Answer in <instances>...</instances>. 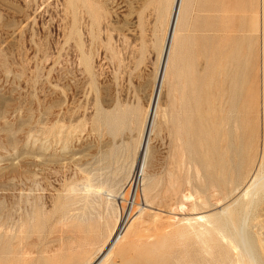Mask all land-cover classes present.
I'll use <instances>...</instances> for the list:
<instances>
[{"label": "rangeland", "instance_id": "374dc122", "mask_svg": "<svg viewBox=\"0 0 264 264\" xmlns=\"http://www.w3.org/2000/svg\"><path fill=\"white\" fill-rule=\"evenodd\" d=\"M171 3L0 0V264L98 262L133 188L99 264H232L195 218H223L264 162V0H186L138 180ZM263 192L245 222L257 264Z\"/></svg>", "mask_w": 264, "mask_h": 264}, {"label": "bare ground", "instance_id": "6f19581e", "mask_svg": "<svg viewBox=\"0 0 264 264\" xmlns=\"http://www.w3.org/2000/svg\"><path fill=\"white\" fill-rule=\"evenodd\" d=\"M182 9H183V0H172L171 3V8H170V12H169V16H168V20L167 21V25H166V29L164 32V37L163 35L161 37H163L162 39V44H161V49H160V54H159V65L157 67L156 73H155V78L154 81L152 83V90L151 94L147 100V105H146V112L145 117H144V123L141 129V132L139 133V141H138V150L140 151V156L138 157V159L136 158L135 162H134V173H133V177L135 176L136 179L139 180L141 174H142V170H143V165H144V159L146 158V152L148 149V139H149V135L151 133V129L154 123V119H155V115H156V110H157V106L158 103L160 102V98H161V93H162V87H163V82L165 79V74L167 72V67L169 64V60L171 59L170 56L172 54V52L174 51V49L177 47L178 44V30H179V22L180 19L182 17ZM161 42V41H160ZM264 71V70H263ZM168 73V72H167ZM264 112V111H263ZM221 114V113H220ZM238 115V114H237ZM208 116V115H207ZM220 116V115H219ZM225 116V115H224ZM213 117V116H212ZM218 117V115H217ZM222 119V118H221ZM220 119V120H221ZM224 119V118H223ZM208 121V120H207ZM222 121V120H221ZM213 122V120H212ZM219 123V122H218ZM217 124V123H216ZM215 124V125H216ZM224 125V124H223ZM237 125V124H236ZM205 126V125H204ZM209 126V125H208ZM219 126V125H218ZM234 126V125H233ZM213 126H210V128ZM208 128V129H210ZM215 128V126L213 127ZM217 128V127H216ZM220 128V127H219ZM205 129V128H204ZM226 129V127H225ZM264 129V127H263ZM214 131V130H213ZM216 131V130H215ZM200 132V131H199ZM219 132V131H218ZM236 133V131H234ZM264 133V132H263ZM262 133V135H263ZM237 135V134H236ZM219 136H220V132H219ZM262 138V136H261ZM264 141V139H263ZM261 144V143H260ZM259 146V145H258ZM261 148V147H260ZM263 148H264V143H263ZM260 150V149H259ZM137 151V152H139ZM264 151V150H263ZM136 152V153H137ZM264 154V153H263ZM264 156V155H263ZM259 157V156H258ZM262 157V156H260ZM204 159V158H203ZM263 159V158H262ZM261 160V159H260ZM259 162V160H257ZM235 163V162H234ZM261 163V162H260ZM209 165V164H208ZM257 165V164H256ZM207 166V165H206ZM209 167V166H208ZM246 168V167H245ZM252 168V166L250 167ZM211 169V168H210ZM256 169V168H255ZM206 170V169H205ZM252 170V169H250ZM249 170V172H251ZM244 170L242 169L241 173ZM254 172V171H253ZM240 173V172H239ZM244 173V172H243ZM208 174V173H206ZM214 174V173H211ZM210 174V175H211ZM247 174V173H246ZM215 175V174H214ZM243 175V174H242ZM216 176V175H215ZM214 176V177H215ZM208 177V176H207ZM210 178L212 176H209ZM233 177V176H232ZM226 178V177H225ZM238 178V177H237ZM230 179H234V178H230ZM203 180V179H202ZM134 181V180H133ZM215 181V180H213ZM217 181V180H216ZM201 180H198V183H200ZM218 182V181H217ZM235 182V181H234ZM132 183V181H131ZM201 184V183H200ZM199 184V185H200ZM204 184V183H203ZM131 185V184H130ZM134 185V184H133ZM213 185V184H212ZM220 188V185L217 184ZM229 185V184H228ZM135 186V185H134ZM203 185L201 184V187ZM210 186V185H209ZM226 186V185H225ZM230 186V185H229ZM243 186V184H242ZM131 187V186H130ZM215 187V186H214ZM214 187H212L214 189ZM223 187V186H222ZM237 187H239L237 185ZM133 188V187H132ZM218 188V189H219ZM138 189V188H137ZM226 189V188H225ZM234 189V188H233ZM88 190V189H87ZM209 190V189H208ZM214 190H217L214 189ZM228 190V189H227ZM226 190V191H227ZM241 191H239L238 194V198H236L234 205H237L236 207H233V205L231 206V204L226 205L222 211L221 214H223V218L221 217H217L216 215L214 216V214L205 216V215H198L195 218L196 223L197 222H202L198 224V236L199 234L201 236H203L202 238H205L206 240H212L216 243V241H223L225 244V252L227 255H232L233 259H231V263L232 264H257L258 260H256V255L254 254V250H253V245L251 246L252 243H250V237L248 238L247 233L246 232V227H245V222H246V218L248 219L247 216H249L248 214L250 213V210L253 208L254 203H256L257 199L259 198L257 197V194L259 192H263L264 190V162H262L260 164V167L256 169V171L254 172V174H252V176L250 177V179L248 180V182L242 187V189L240 188ZM130 191V190H129ZM138 191V190H137ZM221 191V189H220ZM100 192V191H99ZM209 193V192H208ZM207 193V194H208ZM215 193V192H214ZM223 193V192H222ZM234 193V192H233ZM264 193V192H263ZM206 194V193H205ZM213 194V193H212ZM216 194V193H215ZM220 194V192H219ZM131 195L133 196L134 200L132 203H129L128 208H127V212H128V216L126 218L125 213L121 214L120 219H118V223L116 226H114V230H112V232L110 233V237L108 238L107 243L105 244L104 247H102V249L99 250V254L101 255L100 259H98V262H93V263H87V264H99L103 258L108 255L107 253L112 250L109 247L111 245H114L115 241H117L118 237L120 236L119 234H121V232L123 231V229L125 228L128 220H129V215L131 214V210L135 201L136 197V190L133 188L131 190ZM201 196V194H200ZM203 196V195H202ZM215 196V195H214ZM212 196V197H214ZM217 196V194H216ZM215 196V197H216ZM223 196V195H222ZM237 196V194H236ZM210 197V198H212ZM219 197V196H218ZM228 198V197H227ZM233 198V197H232ZM203 199V198H202ZM214 199V198H213ZM206 200V199H205ZM225 200V199H224ZM229 200V199H228ZM200 202V200H199ZM198 202V204H199ZM208 205L209 203L207 201H205ZM223 202V201H222ZM259 202V201H258ZM137 203V201H136ZM202 204V203H201ZM227 204V203H226ZM257 204V203H256ZM204 205V204H203ZM218 205V204H217ZM225 205V204H224ZM216 206V205H215ZM193 207V205H192ZM196 208V207H195ZM253 211V210H252ZM217 213V212H216ZM215 213V214H216ZM196 214V213H195ZM194 214V215H195ZM208 214V213H207ZM206 214V215H207ZM219 214V213H218ZM197 215V214H196ZM213 215V216H212ZM251 216V214H250ZM194 217V216H193ZM131 218V217H130ZM192 218H189L188 220H190ZM193 221V220H191ZM185 222V221H183ZM182 223V222H181ZM179 223V224H181ZM186 223V222H185ZM192 223V222H191ZM189 222V224H191ZM187 224V223H186ZM195 224V223H193ZM182 225V224H181ZM180 226V225H179ZM192 226V224H191ZM184 227V226H183ZM182 227V229H183ZM189 227V226H187ZM197 227V226H196ZM172 228V227H171ZM195 228V226H194ZM192 228V229H194ZM181 229V230H182ZM191 229V228H189ZM195 230V229H194ZM167 231V230H166ZM183 231V230H182ZM185 231V230H184ZM192 231V230H191ZM188 232V230H187ZM196 232V230L194 231ZM184 233V232H183ZM191 233V232H190ZM188 233V234H190ZM160 234V233H158ZM162 234V233H161ZM166 234V233H165ZM178 234V233H176ZM194 234V233H193ZM143 235V234H142ZM152 235V234H151ZM185 235V234H184ZM191 235V234H190ZM249 235V234H248ZM149 236V235H148ZM155 236V235H154ZM153 236V237H154ZM178 237L181 236V232L179 233V235H177ZM183 236V234H182ZM181 236V237H182ZM200 236V239H201ZM180 237V239H181ZM121 238V237H120ZM161 238V237H160ZM175 238V237H174ZM179 239V240H180ZM196 239V237H195ZM194 239V240H195ZM250 239V240H249ZM107 240V239H106ZM136 240V239H135ZM150 240V239H149ZM161 240V239H160ZM178 240V239H177ZM184 240V237H183ZM198 240V239H197ZM205 240V241H206ZM159 241V240H158ZM165 241V239H164ZM200 241V240H199ZM203 241V239H202ZM202 244L204 243L201 242ZM207 243V242H205ZM209 243V242H208ZM219 243V242H218ZM198 244V243H197ZM200 244V245H202ZM222 244V243H221ZM144 245V244H143ZM196 245V244H195ZM205 246V245H204ZM175 247V246H173ZM218 247V246H216ZM150 248V247H149ZM152 248V247H151ZM150 248V249H151ZM202 248V247H201ZM110 249V250H109ZM218 249V248H216ZM204 250V249H202ZM210 250V249H209ZM129 251V250H128ZM147 251V250H146ZM154 251V249H153ZM156 251V250H155ZM161 251V250H160ZM159 251V252H160ZM206 251V250H204ZM214 251V250H213ZM111 252V251H110ZM109 252V253H110ZM148 252V251H147ZM145 252V253H147ZM156 251V253H159ZM209 252V251H208ZM131 253V252H130ZM149 253V252H148ZM151 253V252H150ZM207 252H205L206 254ZM125 254V253H124ZM164 254V253H163ZM209 255V254H208ZM134 256V255H133ZM132 256V257H133ZM153 256V255H152ZM167 256V255H166ZM169 256V255H168ZM174 257V255H172ZM206 256V255H205ZM211 256V255H210ZM109 257V256H108ZM107 257V258H108ZM130 257V256H129ZM151 257V256H150ZM155 257V256H154ZM209 257V256H207ZM139 258V257H138ZM137 258V261H138ZM153 258V257H152ZM158 258V257H157ZM121 259V258H120ZM172 259V258H171ZM206 259V258H205ZM226 259V257H225ZM106 260V259H105ZM132 260V259H130ZM151 260V259H149ZM120 261V260H118ZM123 261V260H122ZM126 261V260H125ZM136 261V262H137ZM164 261V260H163ZM175 260H173L174 263ZM177 261V260H176ZM214 261V260H213ZM226 261V260H225ZM144 262V261H142ZM153 262V261H152ZM125 263V262H124ZM135 263V262H134ZM139 263V261H138ZM164 263V262H163ZM212 263V262H211ZM219 263V262H217ZM119 264V263H118ZM121 264V263H120ZM126 264V263H125ZM128 264V263H127ZM146 264V262L144 263ZM177 264V263H176ZM209 264V263H207ZM220 264V263H219ZM224 264V263H223ZM230 264V263H229Z\"/></svg>", "mask_w": 264, "mask_h": 264}, {"label": "crops", "instance_id": "0c3cea01", "mask_svg": "<svg viewBox=\"0 0 264 264\" xmlns=\"http://www.w3.org/2000/svg\"><path fill=\"white\" fill-rule=\"evenodd\" d=\"M186 0H183V9H182V17H181V19H180V24L183 22V20H184V10H185V8H186ZM188 40H187V45L188 44H190L189 43V41L190 40H200V39H202L201 37H195V36H189L188 38H187ZM190 46V45H189ZM158 65H159V62H158Z\"/></svg>", "mask_w": 264, "mask_h": 264}]
</instances>
